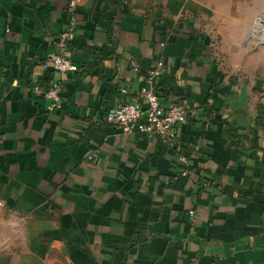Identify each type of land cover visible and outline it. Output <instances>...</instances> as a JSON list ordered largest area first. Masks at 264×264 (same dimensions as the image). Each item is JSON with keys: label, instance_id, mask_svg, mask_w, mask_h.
<instances>
[{"label": "crops", "instance_id": "1", "mask_svg": "<svg viewBox=\"0 0 264 264\" xmlns=\"http://www.w3.org/2000/svg\"><path fill=\"white\" fill-rule=\"evenodd\" d=\"M67 1L0 0V264H264V0ZM159 61L169 146L104 120Z\"/></svg>", "mask_w": 264, "mask_h": 264}, {"label": "built area", "instance_id": "2", "mask_svg": "<svg viewBox=\"0 0 264 264\" xmlns=\"http://www.w3.org/2000/svg\"><path fill=\"white\" fill-rule=\"evenodd\" d=\"M83 0H68L67 15L68 23L65 31L59 38V45L65 48L77 35L78 20L77 8ZM45 69L51 68L60 74H75L79 71L78 66L70 59L55 55L41 62ZM163 62H157L145 73L144 86L139 91L141 102H122L108 110L104 120L107 124L115 127L122 134H140L156 139L163 146L173 144L177 139V128L187 117L182 105L177 102L163 105L153 85V80L161 74ZM139 72L138 68L133 69ZM35 93L42 94L48 101L46 111L51 113L62 109L61 87L59 83H51L47 88L36 87ZM122 95H127L125 89L121 90ZM89 159H92L89 156ZM180 161L185 163L186 158L181 157ZM185 174V173H183ZM193 215V212H190ZM264 239V237H263Z\"/></svg>", "mask_w": 264, "mask_h": 264}]
</instances>
